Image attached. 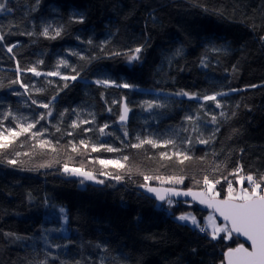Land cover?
Listing matches in <instances>:
<instances>
[{
	"label": "trees",
	"instance_id": "trees-1",
	"mask_svg": "<svg viewBox=\"0 0 264 264\" xmlns=\"http://www.w3.org/2000/svg\"><path fill=\"white\" fill-rule=\"evenodd\" d=\"M0 2V132L35 125L0 149V264H226L239 236L213 239L200 231L206 206L141 185L175 176L183 183L163 186L204 189L202 162L223 197L231 180L236 190L264 176V0ZM106 79L115 83L96 84ZM148 102L162 106L145 111ZM125 103L131 117L120 122ZM147 139L159 146H131ZM134 155L151 161L152 179L99 163ZM189 210L198 226L176 218Z\"/></svg>",
	"mask_w": 264,
	"mask_h": 264
},
{
	"label": "snow or ice",
	"instance_id": "snow-or-ice-1",
	"mask_svg": "<svg viewBox=\"0 0 264 264\" xmlns=\"http://www.w3.org/2000/svg\"><path fill=\"white\" fill-rule=\"evenodd\" d=\"M5 10V4L0 2V12ZM45 36L48 35L47 29L44 30L43 33ZM59 31L56 32V35H59ZM0 40H3V36L0 35ZM9 52L12 51L11 48L8 49ZM142 51L141 47H137L134 49L133 55H130L128 57L129 62L139 60L140 56L139 53ZM116 55H119V53H115ZM66 63V62H61ZM30 71H34L35 69H29ZM59 73H48V75H58ZM36 75H40V73H36ZM76 77L73 76L71 79H75ZM65 80L68 79V77H64ZM13 83H16V81H13ZM115 83L114 81L110 80H97L96 84L98 85H109ZM117 87H123V88H133L134 85L124 83L120 85H116ZM235 91V90H234ZM177 95L182 96H190L187 92H180L177 93ZM217 95H223V93H218ZM205 100H213L216 101V96H205L203 97ZM33 103H36V101H33ZM217 107H219V102L217 101ZM162 106V105H159ZM42 107L47 108L48 105H42ZM147 107L151 109L153 107V104L151 102L147 103ZM129 109L125 105L123 114L120 116L121 121H125L127 119V113ZM223 115V113L221 114ZM43 117H41L42 119ZM187 119L191 120L192 117H187ZM213 120H215V117H213ZM34 124H27V126H20L19 131H17L15 128H9L6 129L8 135L5 136L4 132H0V149H6L9 147V144L11 141L9 140V137H12L13 139L18 137L19 135H22L24 133H27L30 131L31 128H33ZM76 124H73V127H76ZM105 128L108 127L107 125L104 126ZM87 131V130H86ZM104 129L101 128L100 132L103 133ZM36 133H33V136H35ZM127 135V133H125ZM200 143H208L207 140H200ZM46 141H41V146H43ZM82 145L87 147V145L84 144V141L80 142ZM174 143L171 140L165 141V145ZM143 144H150L153 147L159 146V144L156 141H153L151 139L147 140H140L138 144L131 145L132 147L139 148ZM72 150L74 152L78 151L77 147L75 145L72 146ZM98 148L93 145L91 147V151H97ZM105 151H117V149L108 147L104 149ZM19 155V154H17ZM161 157L166 159H171L169 154L167 152H162ZM173 155L179 157H183L179 160L180 163H183L184 160L189 159L187 155H184L182 153L176 152ZM124 161L128 160V157L125 156L122 158ZM9 164H16L15 160H9ZM99 163L103 166H107L109 164H117L119 167L123 168L124 165L119 164L118 161H110V160H99ZM50 165H41V167H46ZM64 172L68 173L72 176H82L86 180H95L96 183L103 184V180H97L96 177L91 173L87 171H81L79 168H69L67 164L64 165ZM241 169H237V172H239ZM126 171H131V169H126ZM106 173L101 172V175H105ZM143 175V173H141ZM113 179L119 181L122 179V176L117 174L112 177ZM153 177H149L147 175L144 176L145 181H148L149 179H152ZM155 179H161L160 177H154ZM244 179H246L251 187V191H249L248 188H241L239 193H235V190L231 184V182L228 183L227 187V195L224 199H218L220 193L214 191L215 185L208 179L207 176L203 178V184L205 185L203 192H193L191 190L186 191L184 193H180L175 191L174 189H169L168 191L171 192L172 195H185V196H192L194 199H198L200 203L207 204L209 207L213 208L214 212L219 213L220 217L223 218V221L226 223L224 225H217L215 222V219L213 216H209L208 220L211 222V236L213 239H216L218 237V234L223 232L226 234V238L231 239L233 234H240L247 238V240L251 241V251L246 248L243 244L239 245L236 248H229L226 252L225 256L227 259V264H264V187H262V184H264V176L261 177L260 181L257 182L251 175H248L246 178H241L240 183L243 184ZM163 182L167 183H183V177H170L166 178L165 180H162ZM220 181L216 180V183L218 184ZM83 183V181H81ZM197 183H201L200 181H197ZM141 187L147 188L149 192L155 193L160 200H164L165 196L160 193V190H158L155 187H150L148 184H142ZM168 203L171 205L172 201L169 200ZM63 211V210H61ZM180 221H191L193 225L198 226V221L194 216L191 214H182L178 218ZM207 230L206 227H201L200 231L204 232Z\"/></svg>",
	"mask_w": 264,
	"mask_h": 264
},
{
	"label": "rangeland",
	"instance_id": "rangeland-1",
	"mask_svg": "<svg viewBox=\"0 0 264 264\" xmlns=\"http://www.w3.org/2000/svg\"><path fill=\"white\" fill-rule=\"evenodd\" d=\"M202 50H203V48H199L197 51L192 52V55H191V56L196 57V54H197L198 52L202 51ZM106 80H109V79H106ZM210 87H212V88H214V89L216 88V86H214V85H212V86H210ZM211 96H213V94H212ZM152 104H153V107H152L151 109H149L148 107H145V111L148 110V111L150 112V110H151L152 112H154V111H153L154 108H156L159 104H158L157 102H154V103H152ZM145 111H144V112H145ZM141 116H142V114H141ZM141 116H139L138 119H140ZM89 118H90L89 116H88V117L85 116L82 120H83V121H87ZM94 124H95V123L91 124V126H94ZM102 160L118 161L119 164H122V165L124 164V165L128 166V167L131 169L130 172H135V173H138V174L143 173V174H145V175L151 177L150 174H149V173H150V169H151V165H150V164H151V161L148 160V159H143V160H141V159L138 158V156L134 155L133 157H131V158H130L129 160H127V161H124L123 159H122V160H120V159H116V158H111V159L103 158ZM202 163H203V164H202V166H201V168H200V170H199V172H198V179L201 180V181H203V178H204V177L206 176V174H207V173H206V169H207V165H208V163H206V162H202ZM111 165L118 166L117 164H109V165H107V166H111ZM118 167H119V166H118ZM69 168H77V167H71V166H69ZM129 168H126V169H129ZM79 169H80L81 171H85V170H83V169L80 168V167H79ZM126 169L122 170L121 175L126 174V173L129 172V171H126ZM227 181H228V179H227ZM159 182H160L162 185L167 184V182H163V183H162V180H159ZM230 182L233 183L232 180H231ZM212 183H213V182H212ZM213 184H214V183H213ZM214 185H215L214 191H216V184H214ZM234 185H236V184L234 183L232 186H234ZM242 187H243V188H248L249 191H251V187H244V182H243V184H240L239 187L235 190V193H239ZM216 192H217V191H216ZM210 210H211V209H210ZM182 214H191L192 216H194V217L196 218V220L198 221V224H200V222H199V218L196 217V215L194 214V211L189 210L188 212L180 213V214H178V216H176V218H178V217H179L180 215H182ZM209 216H213V217H214L215 222H216L217 225H221V226H222V225H224L226 222H222V221H220L219 218H218V216L216 215V213H215L213 210H211V211L207 214V217H206L205 222L202 224L203 227H206V226H207V230L210 232V235H211V231H212V229H211V222L208 220V217H209ZM185 222L191 223V221H185ZM191 224H192V223H191ZM222 234H224V233L221 232V233L218 234V236H220V235H222Z\"/></svg>",
	"mask_w": 264,
	"mask_h": 264
},
{
	"label": "water",
	"instance_id": "water-1",
	"mask_svg": "<svg viewBox=\"0 0 264 264\" xmlns=\"http://www.w3.org/2000/svg\"><path fill=\"white\" fill-rule=\"evenodd\" d=\"M125 105L127 106V108L129 109V107H128V105H127V103H125ZM125 105H124V107H125ZM123 110H124V108H123ZM130 117H131V113H130V109H129V111H128V113H127V119L125 120V121H121L120 120V122H128L129 120H130ZM150 187H155V188H157L158 190H160V193L162 194V195H164L165 196V199L164 200H167L168 198H175V199H179V200H183V201H188V200H190V201H193V202H195V203H200V201L198 200V199H194L192 196H185V195H183V194H181V195H172L171 194V192H169L168 190L169 189H174L175 191H177V192H180V193H184V192H186V191H189V190H191V191H193V192H203L204 191V189L203 188H198V189H184V188H174V187H170V186H163V185H157V184H155V185H149ZM143 190L147 193V194H149L151 197H154L155 199L157 198V199H159V197L155 194V193H152V192H149L148 190H147V188H143ZM225 197H223V196H219L218 197V199H224ZM160 200V199H159ZM164 200H161V201H164ZM200 204H202V203H200ZM202 205H204V206H206L209 210L211 209V210H213V208H211V207H209L207 204H202ZM214 211V210H213ZM216 213V212H215ZM216 215L218 216V218H219V220L220 221H222V222H225V221H223V218L222 217H220V215H219V213H216ZM235 234V233H234ZM236 235H238L240 238H241V240H242V243H240L239 245H241V244H243L246 248H248L250 251H251V241H249V240H247V238L246 237H244L243 235H240V234H236ZM239 245H237V246H233V248H236V247H238ZM228 251V250H227ZM226 251V252H227ZM226 252H225V254H226ZM225 258H226V256H225ZM226 264H227V259H226Z\"/></svg>",
	"mask_w": 264,
	"mask_h": 264
},
{
	"label": "bare ground",
	"instance_id": "bare-ground-1",
	"mask_svg": "<svg viewBox=\"0 0 264 264\" xmlns=\"http://www.w3.org/2000/svg\"><path fill=\"white\" fill-rule=\"evenodd\" d=\"M238 236V235H237Z\"/></svg>",
	"mask_w": 264,
	"mask_h": 264
}]
</instances>
